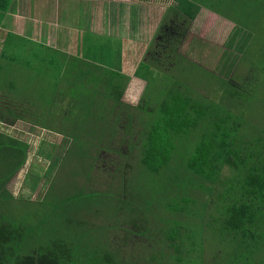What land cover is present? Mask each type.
I'll list each match as a JSON object with an SVG mask.
<instances>
[{"label": "rangeland", "instance_id": "rangeland-1", "mask_svg": "<svg viewBox=\"0 0 264 264\" xmlns=\"http://www.w3.org/2000/svg\"><path fill=\"white\" fill-rule=\"evenodd\" d=\"M196 1L205 12L188 23L177 69L142 70V78L134 74L145 86L121 98L132 107L117 105L107 95L103 84L113 74L109 67L65 62L32 37L8 35L0 57V106L24 120L0 123V182L16 159L6 157L13 150L1 146L10 144L5 137L27 155L4 189L0 184V220L22 228L25 251L65 238L77 247L71 264H264V230L235 244L215 219L216 194L222 187L209 190L208 183L198 179L195 184L180 170L204 122L186 141L171 139V160L156 174L136 158L139 154L133 157L128 148L119 149L121 137L135 141L131 136L136 128L145 132L143 139L137 136L143 148L164 85L176 74L209 104L221 99L220 109L236 113L246 136L260 135L264 141V0ZM131 2L140 16L151 14L153 38L146 48L151 51L155 31L169 19L165 16L173 2ZM207 10L216 18L207 19ZM115 50H110L113 59ZM100 57L89 56L97 61ZM143 95L137 111L133 107ZM119 151L129 156L122 159ZM232 174L224 168L221 179ZM108 254L109 262L99 261Z\"/></svg>", "mask_w": 264, "mask_h": 264}, {"label": "trees", "instance_id": "trees-1", "mask_svg": "<svg viewBox=\"0 0 264 264\" xmlns=\"http://www.w3.org/2000/svg\"><path fill=\"white\" fill-rule=\"evenodd\" d=\"M11 1L0 0V23ZM172 2L165 16L170 20H166L165 24L157 29L153 49L146 52L143 61L136 69L135 76L139 75L138 78H142L140 76L142 70L151 71L153 68L160 71H165L166 68L176 70L174 66L183 58L179 53L181 46L179 44L186 37L188 23L195 20L202 6L196 0H172ZM111 73L113 74H110V78H107V82L103 84L109 91L107 95L115 100L117 105H127L121 102V98L129 79L120 73ZM175 76H173L175 79L168 78L164 85L165 93L158 102L156 122L148 132V140L143 144V148L139 145L137 136L141 134L139 138L143 139L145 132L141 130L142 132L139 133L136 128L131 136L135 141L127 142L128 137L123 136L119 149L123 147L126 151L129 149L128 152L133 157L139 154L136 158H139L150 172L156 174L158 168L167 167L171 160L170 152L173 147L171 139H174V143L186 141L204 122L205 127L191 153L183 157L180 170L190 181L195 180V184L198 179L205 184L208 183L209 190L215 191L213 189L215 186L222 187V190L217 191L216 194L219 204L215 219L220 224V231L230 235L236 241L235 244H239L241 238L246 239L253 236V233L264 230L263 138L260 135L246 136L242 132L236 113L232 110L220 109L221 99L209 104L203 96H197L188 90ZM116 80L119 81L118 84H115ZM144 97L145 95L141 98L139 106L133 107L137 111L142 108ZM17 119L24 120V117L22 118L15 110L7 109V113L2 112L0 106V122L12 125ZM120 133L118 132V135H121ZM130 134L131 131L127 136ZM5 140L10 141V144L6 147L1 146L13 150L7 152L6 157L16 159L11 173L7 175L6 180L0 182L1 190L24 165L27 155L23 148L15 144L14 139L5 137ZM15 152L19 157H13ZM119 152L117 154L122 159L129 156L123 154V151ZM224 168H228L233 174L221 179ZM128 218L127 222L130 220L132 227L140 230L138 222ZM21 233H23L22 228L15 221L0 220V264H71L77 259V247L65 238H56L46 245L25 251L22 247L25 239ZM141 233L146 236L143 231ZM106 256H100L99 261L106 263L112 259L109 254L108 258Z\"/></svg>", "mask_w": 264, "mask_h": 264}, {"label": "crops", "instance_id": "crops-1", "mask_svg": "<svg viewBox=\"0 0 264 264\" xmlns=\"http://www.w3.org/2000/svg\"><path fill=\"white\" fill-rule=\"evenodd\" d=\"M135 5L131 0H12L0 23V57L9 34L32 37L52 53L62 55L65 62L76 59L124 75L129 79L122 95L126 97L136 93L141 84L145 86L134 74L153 38L150 12L140 16ZM202 12L205 10L200 9L196 19ZM207 12V19L216 18ZM113 48L115 59L110 53ZM96 53H101L98 61L89 58ZM64 67H60L61 73Z\"/></svg>", "mask_w": 264, "mask_h": 264}]
</instances>
